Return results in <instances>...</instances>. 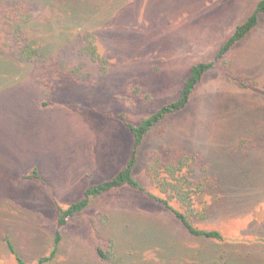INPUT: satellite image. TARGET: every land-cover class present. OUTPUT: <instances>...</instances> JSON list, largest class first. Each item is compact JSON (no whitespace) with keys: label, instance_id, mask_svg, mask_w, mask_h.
Wrapping results in <instances>:
<instances>
[{"label":"rangeland","instance_id":"rangeland-1","mask_svg":"<svg viewBox=\"0 0 264 264\" xmlns=\"http://www.w3.org/2000/svg\"><path fill=\"white\" fill-rule=\"evenodd\" d=\"M25 1L33 15L27 31L47 59L24 64L0 48V264H17L8 241L27 264L49 254L58 209L127 162L132 137L119 115L138 124L174 100L190 67L211 61L259 0ZM85 32L95 35L108 69L98 77L88 62L91 75L79 83L60 64L81 62ZM225 61L229 73L217 64L185 109L149 131L133 170L144 191L122 188L92 200L63 230L49 264H264V15ZM134 87L149 100L131 97ZM163 151L194 152L209 166L224 203L191 223L223 240L189 235L148 196H166L147 173ZM170 205L186 214L178 200ZM108 241L116 247L112 263L96 253Z\"/></svg>","mask_w":264,"mask_h":264},{"label":"trees","instance_id":"trees-1","mask_svg":"<svg viewBox=\"0 0 264 264\" xmlns=\"http://www.w3.org/2000/svg\"><path fill=\"white\" fill-rule=\"evenodd\" d=\"M30 7V4L25 0L12 3L10 1H0V48L16 61L29 65H37L42 62L44 63L47 55L40 41L30 36L27 31V27L33 20ZM87 9L90 11L89 7ZM262 15H264V0H259L250 15L235 28L232 34L220 46L211 61L199 62L190 67L178 96L174 100L163 104L138 124L127 120L125 115H119V120L122 121L132 137L130 156L127 162L113 177L98 184L88 186L76 202L70 204L65 209H58L51 249L47 256L38 259L37 264H49L56 259L59 253L63 230L69 226L73 219L82 215L87 210L92 200L122 188L144 191L140 183L133 177V170L137 164L140 148L151 128L160 123L165 117L185 109L190 103L195 87L201 82L204 75L213 70L217 64L220 63L223 66V71L230 72L231 66L230 63L225 61V57L236 44L244 40L256 29ZM81 39L82 45L77 53L82 59L81 62L72 68H67L66 63L62 62L60 64V71L70 75L79 83L91 75V72L84 70L88 62L95 67L98 77H103L108 69L107 59L98 51L95 35L92 32H85L82 34ZM249 80L250 78H247L248 83ZM254 85L250 86L244 82L240 83V86L245 89H253ZM261 93L264 94V84L263 92ZM130 95L141 101L149 100V96L142 94L138 87L132 88ZM198 171L205 175L196 181L193 176ZM147 173L150 181L166 195L164 198L152 194L148 196L169 210L172 217L189 235L206 240H223L219 231L198 229L191 223V219L195 217L197 219L208 218L214 208L221 207L224 203V195L221 194L222 187L216 178L209 175V166L200 161L194 152L175 151L172 155L168 156L165 155V151L163 153H155L148 164ZM210 194L215 195L211 204H207L204 207L202 205L196 207L198 202L203 204V201H199L200 197ZM173 199L178 200L179 204L186 210V214L174 209L170 205V200ZM7 247L17 264H27L17 255L9 241L7 242ZM115 250L114 242L108 241L104 244V247L98 246L96 253L100 260L112 263L115 258ZM223 263L228 264L226 261ZM212 264L221 263L217 260L213 261Z\"/></svg>","mask_w":264,"mask_h":264}]
</instances>
